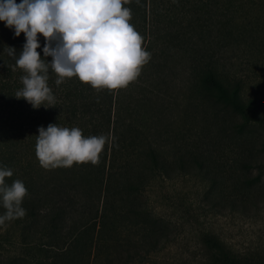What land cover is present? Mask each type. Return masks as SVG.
<instances>
[{
  "label": "trees",
  "instance_id": "trees-1",
  "mask_svg": "<svg viewBox=\"0 0 264 264\" xmlns=\"http://www.w3.org/2000/svg\"><path fill=\"white\" fill-rule=\"evenodd\" d=\"M124 6L143 48L165 55L160 65L168 55L184 61L180 125L168 144L139 122L138 101L125 105L122 89L97 91L76 77L57 86L50 70L54 107L36 109L16 98L25 73L7 47L19 56L26 39L0 21V167L13 171L7 184L19 179L27 189L26 215L0 226V264H151L176 229L158 208L197 223L264 205V109L228 57L235 48L264 49V0ZM38 41L41 58L51 62L43 56L44 37ZM50 123L113 139L97 165L46 170L35 144L38 128ZM189 182L190 188H167ZM196 238L199 254L186 264H264V254L240 252L207 228L196 230Z\"/></svg>",
  "mask_w": 264,
  "mask_h": 264
},
{
  "label": "clouds",
  "instance_id": "clouds-1",
  "mask_svg": "<svg viewBox=\"0 0 264 264\" xmlns=\"http://www.w3.org/2000/svg\"><path fill=\"white\" fill-rule=\"evenodd\" d=\"M130 0H0V21L14 29L26 42L19 56L13 47L7 54L16 58L22 88L15 97L26 100L33 108L54 107L55 96L49 87V71L57 76L55 84L76 77L93 89L116 91L127 88L141 74L151 54L143 48L144 38L130 23ZM38 34L45 40L42 59ZM47 105V106H46ZM108 136L85 137L79 127L49 124L36 135L35 155L44 169L69 168L74 164L97 165ZM13 176L8 167H0V226L26 215L22 202L27 195L23 181L10 185Z\"/></svg>",
  "mask_w": 264,
  "mask_h": 264
},
{
  "label": "rangeland",
  "instance_id": "rangeland-1",
  "mask_svg": "<svg viewBox=\"0 0 264 264\" xmlns=\"http://www.w3.org/2000/svg\"><path fill=\"white\" fill-rule=\"evenodd\" d=\"M150 61L142 68L140 76L127 88H123L124 104L138 101V120L146 126L158 142L168 144V138L180 125L182 99L185 92L186 75L184 61L168 55L166 64L161 62L158 53L150 52ZM232 70L242 76L246 93L254 96L264 109V49L253 47L235 48L228 52ZM159 64V65H157ZM172 141V139H171ZM167 184L169 191L174 188L191 187L193 183ZM176 229L173 242L151 264H186L193 263L199 254L196 230L207 228L240 252L264 254V205L253 209L248 215L231 214L224 216L200 217L197 223L182 213L170 209H157Z\"/></svg>",
  "mask_w": 264,
  "mask_h": 264
}]
</instances>
